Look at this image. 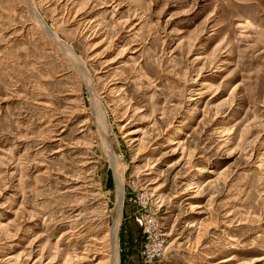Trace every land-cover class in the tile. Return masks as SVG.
Here are the masks:
<instances>
[{
  "label": "rangeland",
  "instance_id": "rangeland-1",
  "mask_svg": "<svg viewBox=\"0 0 264 264\" xmlns=\"http://www.w3.org/2000/svg\"><path fill=\"white\" fill-rule=\"evenodd\" d=\"M0 264H264V0H0Z\"/></svg>",
  "mask_w": 264,
  "mask_h": 264
},
{
  "label": "bare ground",
  "instance_id": "bare-ground-1",
  "mask_svg": "<svg viewBox=\"0 0 264 264\" xmlns=\"http://www.w3.org/2000/svg\"><path fill=\"white\" fill-rule=\"evenodd\" d=\"M31 8V12L35 15V20H36V22L42 27V23L40 22V19H39V15L37 14V12L36 11H34V9H33V7H30ZM43 29V28H42ZM47 35L49 34V33H47V31H44ZM134 141H136V140H134ZM201 172L202 173H212V172H210V170H204L203 168L201 169ZM116 183H117V189H118V191H117V196H118V199L120 200L119 201V205H121V195H122V186H121V182L117 179V181H116ZM192 197H194V195L193 196H189L188 198L189 199H191ZM191 208V207H190ZM194 209H197L198 207H193ZM118 210H119V208H118ZM119 214V211H118V213H117V215ZM229 260H231V259H226L224 262H227V261H229Z\"/></svg>",
  "mask_w": 264,
  "mask_h": 264
}]
</instances>
